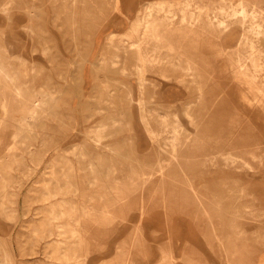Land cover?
Listing matches in <instances>:
<instances>
[{
	"label": "rangeland",
	"instance_id": "obj_1",
	"mask_svg": "<svg viewBox=\"0 0 264 264\" xmlns=\"http://www.w3.org/2000/svg\"><path fill=\"white\" fill-rule=\"evenodd\" d=\"M118 1L0 0V264H264V0Z\"/></svg>",
	"mask_w": 264,
	"mask_h": 264
},
{
	"label": "bare ground",
	"instance_id": "obj_2",
	"mask_svg": "<svg viewBox=\"0 0 264 264\" xmlns=\"http://www.w3.org/2000/svg\"><path fill=\"white\" fill-rule=\"evenodd\" d=\"M118 1V0H117ZM186 1H188V0H186ZM119 2V1H118ZM180 4H182V3H180ZM153 4H152V2H150L147 6H146V8H145V10L142 12V13H137V15L133 18V19H131L130 20V24L132 25L131 26V29L129 30H127L126 31V34L127 35H129V36H131L132 35V32H135V30H134V26H133V24H132V22L133 21H140V20H143V21H145L147 24H148V26H149V29L147 30V33L146 34H144V36L142 37L141 36V38L139 37V39L137 38V39H135V40H133L132 41V44H127V43H125V44H122L120 47H121V50H122V52H123V57H124V59H128V57H129V54H130V52L134 49L137 53H135V54H137V60H138V62H137V64H135V68H134V71L135 72H137V74H140V75H143L144 73H145V71L148 69V66H153L154 65V63H155V61L156 60H159L158 58H155L153 55H150V51L151 50H153V51H156L157 49H160L161 48V38L162 37H164V35H166V33L168 32V31H173V30H175L174 28H172V26H171V22L174 20V17L172 16V15H169V14H164V15H162L161 16V14L159 15L158 14V12H156L155 11V9L153 8V6H152ZM185 5H188V4H185ZM7 6H9V5H7ZM180 7V6H179ZM183 6L181 5V8H182ZM174 8V7H173ZM190 8V7H189ZM186 9H188V6L186 7ZM139 10V9H138ZM169 11H171V9L169 10ZM182 15V14H181ZM178 18V17H177ZM176 18V19H177ZM196 18H194V15L193 14H190V16H189V11H187V10H185L184 11V13H183V18H182V22L185 24V22H191L192 24L190 25V27L188 26V25H185V27H178L177 29L178 30H181V29H183V30H181L182 32L183 31H185V32H194L195 31V23H196V20H195ZM129 24V25H130ZM174 24V23H173ZM183 24V25H184ZM130 28V27H129ZM184 28H187V29H185L184 30ZM137 34V33H136ZM118 34L117 33H115V32H113V34H111L110 36H109V38L107 39V44H110L112 41H113V38L115 37V36H117ZM138 36L140 35V34H137ZM167 48H171L170 47V45L167 47ZM149 52V53H148ZM172 52H175V51H172ZM120 57V55H117V59ZM179 61V60H178ZM114 62H118V60H115L114 59ZM157 63V62H156ZM126 64V63H125ZM124 66V65H123ZM188 70L189 69H192V67H193V64L191 63V61H189L188 60V62H187V65L185 66ZM182 69V68H181ZM242 69H244L243 67H242V65L240 64V66H239V68H236V72H238V71H240L241 72V70ZM130 71V72H132V69H129V67L128 66H126L125 65V67H123V72H125L126 73V71ZM239 73V72H238ZM237 73V74H238ZM155 76H157V75H155ZM156 78V77H155ZM116 80H118V82H120V83H124L125 84V82H124V80L123 79H121V77L119 76V77H117L116 78ZM176 82V81H175ZM139 84L141 85V87L143 88L144 87V85H145V83H144V79L143 78H140V81H139ZM200 84V83H199ZM201 86V85H200ZM122 101V100H121ZM177 104V103H176ZM169 105H170V103H169ZM171 106V105H170ZM140 107H142V110H143V108H144V104H143V101H142V103H140ZM188 112V115H189V117H190V119H191V122L193 123V126L195 127V130L194 131H192V132H190V134H189V146H190V148L193 150V152H195L196 151V149L198 148V147H200L201 146V148H206L207 147V149H210L209 148V143H208V140L204 137V135L200 132L202 129H200L199 127H198V121L196 120V116H194L191 112H189V111H187ZM153 113V112H152ZM169 115V114H168ZM143 121H144V123L146 124V125H148V120H147V118L145 117V115L143 114ZM160 122V121H159ZM161 122L163 123V124H168V125H171V129H170V131L171 132H173V136H172V140H171V142H169L170 143V145H172V148L175 150V151H177V149H178V146H179V142H180V140H179V132H180V130H181V128L183 127V124L182 123H180L179 121H174V122H170V120L166 117V116H163L162 117V119H161ZM163 128V127H162ZM166 128V127H165ZM168 128V127H167ZM146 129L147 130H150V131H153V130H151V129H149V128H147L146 127ZM167 134V133H166ZM165 134V135H166ZM181 134V133H180ZM162 135V134H161ZM191 135V136H190ZM166 136H168V135H166ZM188 136V135H187ZM170 138V137H169ZM168 146V145H167ZM160 147H162V145L161 146H159V148ZM170 147V146H169ZM158 148V149H159ZM189 148V149H190ZM158 151H160V149L158 150ZM175 153H177V152H175ZM202 153V152H201ZM195 154V153H194ZM202 154H204V152L202 153ZM174 156H176V155H174L173 154V156L172 157H174ZM207 156V155H206ZM217 156V155H216ZM211 157V156H210ZM209 157V158H210ZM214 157V156H213ZM177 158V157H176ZM199 158V157H198ZM208 158V159H209ZM175 159V158H174ZM200 159V158H199ZM207 159V158H206ZM212 159V158H211ZM198 160V159H197ZM208 161V160H207ZM150 179L152 178V176L151 177H149ZM57 193V192H56ZM129 262H128V264H131L130 262H131V259H129L128 260Z\"/></svg>",
	"mask_w": 264,
	"mask_h": 264
}]
</instances>
